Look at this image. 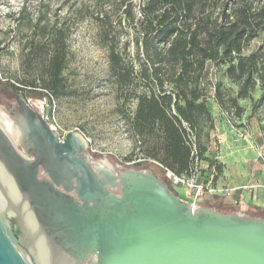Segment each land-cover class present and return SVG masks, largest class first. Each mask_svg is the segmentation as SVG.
Returning <instances> with one entry per match:
<instances>
[{
  "label": "water",
  "instance_id": "obj_1",
  "mask_svg": "<svg viewBox=\"0 0 264 264\" xmlns=\"http://www.w3.org/2000/svg\"><path fill=\"white\" fill-rule=\"evenodd\" d=\"M0 100L15 126L12 139L0 123V264H264V217L195 205L148 168L92 165L81 133L60 135L22 92Z\"/></svg>",
  "mask_w": 264,
  "mask_h": 264
},
{
  "label": "trees",
  "instance_id": "obj_2",
  "mask_svg": "<svg viewBox=\"0 0 264 264\" xmlns=\"http://www.w3.org/2000/svg\"><path fill=\"white\" fill-rule=\"evenodd\" d=\"M93 2L95 10L81 6L79 15L92 18L97 26L116 110L142 152V160L132 166L149 168L164 182L168 172L170 181L173 175H192L196 162L205 159L215 128L202 85L214 74L213 64L225 66V75L238 87L232 94L221 82H213V98L221 109L239 116L244 108L238 99L249 98L253 104L264 101V0ZM37 29L27 54L42 55L45 63L40 73L21 83L31 96L47 95L51 100L66 93L63 71L69 31L49 29L47 24ZM35 34L40 37L35 39ZM260 34L261 42L245 52ZM3 82L15 92L20 89L0 78ZM256 86L261 93L253 100ZM132 100L136 103L130 110L127 104ZM224 208L222 212L234 210Z\"/></svg>",
  "mask_w": 264,
  "mask_h": 264
},
{
  "label": "rangeland",
  "instance_id": "obj_3",
  "mask_svg": "<svg viewBox=\"0 0 264 264\" xmlns=\"http://www.w3.org/2000/svg\"><path fill=\"white\" fill-rule=\"evenodd\" d=\"M81 6H87L89 11L95 10L93 0H0V78L14 82L20 88L16 91L24 93L37 109H45L43 113L47 121L60 135L68 131L81 133L87 140L92 161L107 160L115 170L133 167L132 164L142 160V152L116 110L117 100L109 80L106 50L99 40L94 20L90 17L80 19ZM43 24L49 29L62 27L69 31L67 67L63 71L67 89L64 95L52 101L47 95L31 96L21 83L31 80L43 69L44 56L27 54V46L34 32L38 31L37 26ZM262 36L253 39L245 52L253 50ZM39 37L34 36L35 39ZM213 68L214 74L202 81L206 103L215 123L205 159L196 162L192 175H185V183L175 178L170 181L168 176L164 180L178 196L190 202L194 200L195 185L211 188L213 191H205L196 199L195 205L224 211V206L236 208L238 205L234 199L224 197L231 186L224 176L221 158L238 146L246 147L248 156H254L247 158V163L251 165L256 160L264 166V101L253 104L249 98L238 99L244 108L239 116L221 109L213 98V82H221L232 94L238 87L225 75V66L213 64ZM260 93L259 86H256L251 94L253 100H257ZM14 97L15 91L7 83L0 84L1 99L13 100ZM135 103L129 101L130 110L134 109ZM3 121L6 123L4 118ZM225 137L228 144H225ZM209 161L214 163L213 170L201 169ZM214 195L222 196V202Z\"/></svg>",
  "mask_w": 264,
  "mask_h": 264
},
{
  "label": "crops",
  "instance_id": "obj_4",
  "mask_svg": "<svg viewBox=\"0 0 264 264\" xmlns=\"http://www.w3.org/2000/svg\"><path fill=\"white\" fill-rule=\"evenodd\" d=\"M225 138V144H228L229 141ZM248 155L246 147L238 146L221 158L224 176L231 186L228 188L229 193L226 192L224 197L234 199L238 205L234 209L264 217V166L256 160L251 165L248 164L246 159L254 157ZM214 158L216 159V156ZM218 164L221 165V160H218ZM213 166L214 163L209 161L202 165L201 169L213 170ZM218 186L221 187V181Z\"/></svg>",
  "mask_w": 264,
  "mask_h": 264
},
{
  "label": "flooded vegetation",
  "instance_id": "obj_5",
  "mask_svg": "<svg viewBox=\"0 0 264 264\" xmlns=\"http://www.w3.org/2000/svg\"><path fill=\"white\" fill-rule=\"evenodd\" d=\"M13 100H11V101H13ZM3 118L5 119L6 123H4ZM0 122L4 126L5 131H7V133L12 137V139H14V137H15V135H14L15 126H14V123H13L12 119L10 118L8 113L5 111L4 107H2V109L0 108ZM17 147L20 149L19 145H17ZM90 162H91L92 165L93 164H102L103 163V161H100V162L96 163V162L92 161L91 157H90ZM119 170H121V169H119ZM119 170H115V171H119ZM38 176L40 178L47 177V174L45 173V171L43 170V168L41 166L39 167ZM59 189L62 190V187L60 186ZM70 193L75 195L74 191H71ZM88 262L89 261H85L83 264H88Z\"/></svg>",
  "mask_w": 264,
  "mask_h": 264
},
{
  "label": "built area",
  "instance_id": "obj_6",
  "mask_svg": "<svg viewBox=\"0 0 264 264\" xmlns=\"http://www.w3.org/2000/svg\"><path fill=\"white\" fill-rule=\"evenodd\" d=\"M49 99V98H48ZM53 98L49 101H52ZM45 109L43 110H39L41 113L44 112ZM43 115L45 116V114L43 113ZM46 117V116H45ZM52 127H54L53 125H51ZM168 176H171L172 173L171 172H168L167 173ZM173 178H175L176 180H178L179 182H183L185 183V175H182V176H176V175H173ZM195 193H194V200L192 201L193 204H196V199L201 196L205 191L206 192H211L212 190L210 188H208L207 186H203V185H195ZM227 193H229V190L227 191ZM240 211V210H239Z\"/></svg>",
  "mask_w": 264,
  "mask_h": 264
},
{
  "label": "bare ground",
  "instance_id": "obj_7",
  "mask_svg": "<svg viewBox=\"0 0 264 264\" xmlns=\"http://www.w3.org/2000/svg\"><path fill=\"white\" fill-rule=\"evenodd\" d=\"M1 123V122H0Z\"/></svg>",
  "mask_w": 264,
  "mask_h": 264
}]
</instances>
